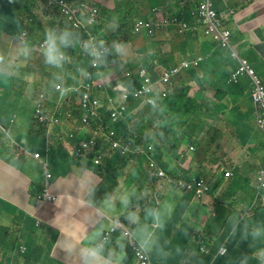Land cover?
<instances>
[{
  "label": "crops",
  "instance_id": "1",
  "mask_svg": "<svg viewBox=\"0 0 264 264\" xmlns=\"http://www.w3.org/2000/svg\"><path fill=\"white\" fill-rule=\"evenodd\" d=\"M101 1L108 8H114L116 2L122 0ZM199 1L179 0V5H177L175 0H168L165 6L168 7L174 2L176 7L184 8L188 3L197 4ZM143 6L140 3L139 11L144 12ZM213 7L217 12H223L225 8L235 11V20L227 26L231 32V44L239 56L245 59L254 70L263 71L264 84V0H214ZM135 9L138 12V0H135ZM1 13H6V9L1 10ZM0 20L13 21L15 25H18L14 19L9 17ZM3 26L0 23V33L5 30ZM166 34L164 44L161 46L153 44V51L171 52L172 60L175 62L190 57L201 59L200 66L192 69L190 75L186 76L182 72L180 78L172 81L171 92L178 94L182 88H189L190 97L198 103L197 115L201 124L196 130L195 141L201 142V137L207 139L208 132L212 131L213 135L208 146L209 165L204 164L199 167L192 158L193 154L183 151L182 148L193 146L191 142L181 146V160L171 162L166 158L160 159L164 165V171L173 178H184L186 175L197 176L207 172L215 175L220 174V170H227L235 171L245 179H251L258 167L264 165V157L256 154L258 141L264 139V136L258 134L254 128L255 120L249 100V85L244 80L235 88L226 84L230 73L235 69V63L230 65V69L221 68L220 73L214 69L209 71V65L213 66L221 61L222 53L209 64L213 52L207 49L203 51L200 46L201 42L197 39L179 44V39L174 38L171 31ZM171 40H174L176 44H168ZM17 43L18 41L8 34L0 36V52L5 54L10 63L15 64L19 72L18 77L9 79L14 81L13 89H8L9 84L6 86L9 80L6 83H0V130H2L0 135L12 130L16 136L14 143L0 141V202L8 207L6 225L11 230L18 231L11 234V237H18L17 248L3 252L1 263L78 264L77 260L66 258L57 244L63 236L53 222L58 213L63 210L62 206L56 202L40 205L36 201V195L45 182V173L39 161L33 157L35 154H40V142L37 139H28L34 119V101L30 96L32 84L27 79L30 69L24 62L25 59L18 55ZM144 53L148 52L141 47H136L134 51L130 47L123 68L133 66L135 73L138 59H141ZM224 54L227 56L225 52ZM32 61L30 60V63ZM115 64H119V59ZM149 64L150 62L147 63ZM169 66L173 64L169 63ZM47 70L51 73L54 71L53 69ZM143 108L145 110L141 111ZM131 110L128 120L137 113H142L154 125L160 120L159 114L149 108L138 109L134 104ZM82 131L77 122H65L61 128L55 130L61 133L73 132L81 138L90 137L89 132H85L83 136ZM45 148L49 150L52 157H55L52 163L54 171L48 162L51 174L49 191L57 197H67L63 201L64 204L69 201H79V211L73 219L81 225L84 235L90 234L101 226L105 231L108 230L116 217L118 221L121 220L122 214L127 209L122 208L117 202L116 210L113 213H107L102 210L101 202L106 194H119L127 191L133 194L130 208H133L140 218L141 225L151 226L152 224L146 216V210L161 205H170L172 208V213L166 218L164 228L162 230L158 227L152 228L159 238L160 246L171 255L168 258H162L153 253L150 257L151 264H204L206 256L204 259L198 258L195 252L196 247L202 243L207 244V251H212L214 248L217 252L220 245L214 238L218 237L223 229L218 231L217 225L210 227L209 224L219 211V202L227 197L225 192L222 196L220 195L227 182L224 181L225 185L219 188L221 190L218 192V189L213 188L210 176L207 181L211 185V194L199 200H193L189 195L169 186L164 180L151 177L149 173H146L141 160H134V164H131L117 156L107 155L101 162L98 174L97 170L90 167L89 162L76 160L71 156L72 142L62 144L51 138ZM42 158L48 161L47 157ZM82 164H86L95 174V192L91 197L87 190L76 183ZM112 173H116L118 179L113 178ZM250 187L252 188V185ZM244 189L247 191L246 188ZM236 191L238 190L234 192ZM93 201L95 206L90 207ZM241 206L232 208L230 213L225 215L227 216L225 218L227 229H230L231 224L239 221L238 213L235 214L233 210L235 208L239 210ZM35 218L39 221V226H35ZM240 225L244 227L242 223ZM125 228L131 232L137 228V225L129 224ZM20 234L23 237H19ZM120 235L121 231H116L111 235V247H116ZM81 243H86V241L81 240ZM20 246L26 248L25 253L19 252ZM260 247H264L261 240L258 244L251 241L247 246L245 245L246 251ZM178 250H183L187 256L185 257L183 253L178 254Z\"/></svg>",
  "mask_w": 264,
  "mask_h": 264
},
{
  "label": "clouds",
  "instance_id": "2",
  "mask_svg": "<svg viewBox=\"0 0 264 264\" xmlns=\"http://www.w3.org/2000/svg\"><path fill=\"white\" fill-rule=\"evenodd\" d=\"M41 1L44 2V5L48 8H58L60 10V20L65 19L68 26L64 25L61 27L59 25H52L47 27L38 46V52L43 59V64L47 67V69L54 70L52 72V79L49 81V86L51 89L59 92V94L56 100L51 102L46 95L38 92L37 90L34 91V93L38 94L36 97L33 98L31 93L30 96L34 101V122L45 128L47 142L51 138H54L57 142L62 144L72 142L73 148L71 156L76 160L89 162L90 167L97 170L98 173V169L101 167V162L109 149L115 154L125 156L129 153L130 145L127 144L126 141L118 139L117 135L115 138H112V141L117 142L120 146L127 149L125 154H121L118 149H114L112 147L111 142H103L105 134L102 138L100 135L102 133H100L99 130L101 127L98 129H94L92 127L91 122L94 119H97L101 124L103 123L97 114L101 101L99 98L94 97V95L105 97L111 104L110 118L113 124H117L119 120L125 123L132 112L131 109L134 104H136V108L138 109L146 107L155 113L163 115L166 108L162 104V100L169 94H175L174 92H171L172 81L175 78H180L182 72L186 76L190 75L192 69H197L200 66L199 64L201 63V59L190 57L188 59H181L175 62L172 60L173 55L171 52L164 53L161 51H153L152 45H163L164 37L167 35L166 32L168 31L173 33L174 38L179 39V44H184L191 39H196L195 37H191L190 39L188 36L195 33L197 30L195 27L189 26L182 21L178 22L173 18L176 15L172 14L168 7L165 6L168 0L156 1L157 6L151 8H149L147 4L142 3V0H138V12L136 11V16L131 19L132 29L127 44L114 40L111 46H108V43L102 39L101 33L108 38V36L112 33V30L115 31L119 26L118 17L106 19L103 22L105 30L101 31L100 34H93L92 30L96 27V22L99 17V9L90 7L88 4L78 3L76 5V2L72 4L67 0ZM92 1L102 3L105 7H107L101 0ZM213 2L214 0H200L197 3L196 7L199 12L201 6L205 4L208 5L206 22L205 19H203L201 24L206 26L205 32L207 36L211 40H214L213 42H216L220 49L229 52L230 56L232 52H235L239 56V53L231 44V32L227 28V26L235 20V11L230 8H225L223 12H217L213 7ZM9 3H15V0H9ZM140 3L144 5V12L139 11ZM161 4L162 6H160ZM220 33L228 34V47H222L221 39L215 36V34ZM35 36L38 37L39 34ZM28 37L27 32H24V34L18 32L14 36V38L18 41V55L23 57L25 60H32V58H34L33 53L37 51V46L29 42ZM168 44L174 45L176 43L174 40H171ZM130 47L133 51L136 47H141L148 52L144 53L141 59H138V67L136 68L135 73L133 66L123 68L127 61ZM69 48L73 50L78 49L75 58H88L89 71H87L86 68H78L76 75L68 77L65 68L66 65L71 63V57L67 51ZM164 54H170V58H168L167 63L162 66L161 57ZM110 55L115 56L114 60L111 62L108 60ZM239 58L244 60L249 68L254 71L245 59L240 56ZM118 59L119 64H115ZM148 62H150L149 65H147ZM169 63H172L173 66H169ZM100 69H105V72H102ZM237 69L238 63L236 64V68L230 73L226 84L233 87L240 83L243 78H246L250 88L249 100L250 102L254 101L252 95L255 87L248 77L240 76L238 77L236 83L231 82V77ZM93 75L97 76L96 80H92ZM254 75L257 78L255 71ZM18 76L19 72L15 64L10 63L6 59L5 54L0 52V83H6L9 79L16 78ZM69 78L76 80L80 84L75 82L74 87H71L67 84V80ZM27 79L31 82L32 76L29 74ZM87 79L90 81L89 83L84 82V80ZM132 79L136 80L137 85H134L131 82ZM260 86L262 87L261 82ZM262 89L264 92V87H262ZM140 92L142 93L139 94ZM70 94L76 95L74 105L83 113L77 121L73 119L69 108H67L66 99L70 96ZM85 97L88 99L87 103H84ZM95 101H97V105L93 106L92 103ZM49 104L52 105L48 108ZM251 106L254 117L258 116L261 113V109L263 110L264 108L262 105L256 103ZM37 110H39V114H37ZM143 110L145 109L143 108L141 111ZM137 114L142 115V113ZM39 117H45V121L40 122ZM256 121L257 120H255V123ZM34 122H32V124ZM65 122H77L83 130L82 135L85 136V132H89L90 137L81 138L76 136L73 132H55V130L57 128H61ZM255 130L258 134L264 136V130ZM153 135H158V133H153ZM15 139L16 136L12 130L3 132V134L0 135V141L6 143H14ZM205 140L207 139H203L202 141ZM90 142L94 143V146L90 150L83 151L81 155H76V147L78 143L89 144ZM191 142H193V146L182 149L183 151H188L194 155L196 152V144L198 143L195 141V136ZM191 142L185 143L190 144ZM262 142V139L258 141L256 154L264 157V153H262L263 148L260 147ZM181 146L177 152L176 159H170L162 155L161 152L158 151L159 147L157 145L150 144L143 148L141 153L149 160V165L144 166L146 173H149L150 176L155 179L164 180L169 186L175 187L180 192L189 195L193 200H199L204 196L210 195L212 189L210 182L207 180L211 176V180L213 181L216 174L211 175L207 172L197 176L186 175L184 178H173L167 175L166 172L156 163L157 161L161 162V158H166L171 162L181 160ZM96 150L99 152L95 157H92L91 154H93ZM193 155L192 158L194 162L197 163ZM33 157L35 160L39 161L41 169L45 173V182L40 192L36 195V201L40 205L54 204L56 202L61 205L63 209L60 213H58L57 218L53 223L56 227H58V230L63 236V239L57 241V244L61 251L64 252L66 258L75 259L78 261V264H123V260L126 256L127 245L131 247L135 258L134 263L136 264L141 263L136 256L135 248H137L138 252L142 256H147L148 264H151L150 257L153 253L161 256L162 258H168L171 255L160 246L159 238L156 232L152 230V228L157 227L161 230L164 228L166 218L172 213L170 205H161L160 207L146 210V216L152 221V224L151 226L141 225L140 218L136 212L133 211V208H130L133 196L132 193L123 191L119 194H106L101 202L102 210L107 213H113L116 210L118 202L122 208L127 210L129 208L132 210L127 212L125 218L128 220L129 224L137 225V228L134 231L129 232L125 228L127 225L121 220L118 221V217H116L114 218L112 226L108 230L105 231L104 227L101 226L96 228L90 234L84 235L81 225L73 219L79 211V201H69L67 204H64L63 201L67 199V197H57V195L51 194L49 191L51 174L49 173L48 161L43 159L40 154H35ZM204 160H206L205 157L200 159V162H204ZM207 160L209 161V158H207ZM130 163L134 164L133 161ZM92 169L88 168L86 164H82L76 178L77 185L81 186L84 190H87L90 197L93 196L95 192V174ZM263 170L264 165L261 167L259 166L256 174L251 179H248L250 185H252L251 189L253 197L249 205L246 206V208H242L243 210L238 212L239 221L230 225L229 230L232 235H236L244 239L251 237L253 241L260 240L261 237L264 236V232H262L259 227L249 230L247 225L243 228L240 225L246 217L252 216L253 210L258 208L260 202L264 206V184L261 185L258 183L259 173ZM232 173L237 172L220 170V174H223L225 182L231 178ZM241 178L244 177L241 176ZM46 194L53 197L54 201H47L45 199ZM89 206L94 207L95 202L93 201ZM35 226H39V221L36 218ZM116 231H121V235L117 241L116 247H111L110 238ZM81 240L86 241V243H81ZM127 240H129V242H126ZM25 251V247H19L20 253H25ZM221 252L223 254H221ZM180 253H183V250H178V254ZM209 253L210 250L207 251V244L202 243L199 246V254L203 256H210L208 255ZM183 255L186 257L187 253H183ZM223 255H227V248L220 245L215 257ZM250 259H256L259 264H264V247L256 249V251L252 254V257L242 254L237 259L236 264H249ZM0 264L2 263L0 262Z\"/></svg>",
  "mask_w": 264,
  "mask_h": 264
},
{
  "label": "trees",
  "instance_id": "3",
  "mask_svg": "<svg viewBox=\"0 0 264 264\" xmlns=\"http://www.w3.org/2000/svg\"><path fill=\"white\" fill-rule=\"evenodd\" d=\"M69 3L76 2V5L79 4H88L90 7H95L99 9V17L96 22V27L92 30L93 34H100L101 31L105 30L103 26V22L106 19H110L113 17H118L119 26L118 28L113 31L112 33L106 38L102 33V39H104L108 46H111L112 42L119 41L126 43L131 35V19L132 17L136 16V10L134 8L135 0H125L122 2H117L114 8H107L102 3L93 2L92 0H67ZM156 1L161 0H142V3L147 4L149 8L157 6ZM175 3L179 5V0H175ZM197 4L188 3L184 8L181 6H177L179 9L178 14L173 18L176 19L178 22H185L189 26H193L196 28V32L192 33L188 36L195 37L200 46L202 47L203 51L207 49V51L213 52L210 56V62H212L216 57L221 54V61L216 65H209V71L214 69L215 71L220 73L221 68H228L230 69V65L236 62L231 58L230 53L220 49L214 40H211L206 34V26L201 24L203 17L202 14L197 9ZM6 13H1V10H5ZM60 10L58 8H48L44 5V2L41 0H15V3H9V0H0V19H6L9 17L10 19H14L18 25H15L13 21H1L0 23L4 25V31L0 33V36L3 34H8L13 39L16 33H23L27 32L29 42H34V35H40L41 39L43 38V34L47 27H45L46 21L49 22L50 26L52 25H59L63 27L64 25L68 26V23L65 19L60 20L59 18ZM21 19V20H20ZM146 42V41H145ZM206 44H209L206 46ZM78 49L73 50L69 48L68 54L71 57V63L66 65L65 71L68 74V77H73L77 74L78 68H86L89 71V60L88 58H75L76 52ZM227 54V56L224 54ZM115 56L110 55L109 62L114 60ZM162 62L161 65L163 66L167 63L168 58H170V54L162 55ZM110 64V63H109ZM208 66V67H209ZM233 68V69H234ZM102 72H105V69H100ZM208 70V69H207ZM73 71V72H72ZM256 73L257 78L260 80L262 87L263 84V71L260 69L254 70ZM52 79V73L47 71L46 66H40L38 69V79L36 85L41 93L46 95L51 102L55 101L59 92L53 90L49 86V81ZM97 76L93 75L92 80H96ZM243 80L248 84V80L243 78ZM242 81V80H241ZM75 82L78 83L76 80L69 78L67 80V84L71 87H74ZM85 83H89L90 81L84 80ZM131 82L134 85H137L135 79H132ZM80 84V83H78ZM237 85L231 87L235 88ZM219 86V85H218ZM190 89L189 88H182L181 92L178 94H169L165 99L162 100V104L165 106L166 111L163 115L159 114L160 120L156 125L152 124L148 119H146L141 114H137L134 118L130 119L127 123H123L121 120L118 121L117 124H113L110 118L111 114V104L109 101L102 96L94 95L101 101L100 108L97 110V114L99 115L100 119L102 120V124L97 120L94 119L91 122V125L94 129H98L101 127L100 134L103 138L104 134L105 137L109 136L110 133H113V137L115 138L116 135L118 139L126 141L127 144L130 145L129 153L125 156H120L119 154H115L112 150L105 154L110 155L112 157L117 156L121 160H125L131 162L134 160H141L145 165H149L148 158L141 153V150L147 147L150 144L157 145L159 147L158 151L161 152L162 155L166 156L170 159L177 158V152L179 147L185 142H191L195 136L197 128L200 126L201 122L199 121V116L197 115L198 110V103L197 101L190 97L189 95ZM75 94H70V96L66 99L67 108H69L73 119L79 120L80 117L83 115L81 111H79L75 107ZM52 104L48 105V108ZM45 128L36 124L35 122L31 126V130L28 136V139H37L40 142V156L47 157L49 165L51 169L54 171L53 158L49 150L47 151L45 146L47 143L46 140V133ZM153 133H158V135H153ZM213 132H209L207 134V140L201 141L196 144V152L194 153L193 157L197 161L199 166L203 164H209L207 160L208 156V146L211 142V136ZM261 146L263 148L262 153H264V139H262ZM55 152V148H54ZM99 151H94L91 154L92 157H95ZM206 160L200 162V159L204 158ZM117 158V159H118ZM161 169L164 170V165L160 162H156ZM223 174H216L213 180V188L219 189L225 185ZM245 185V186H244ZM244 186V187H243ZM247 191H245V189ZM235 190H238L234 192ZM227 197L219 202V211L215 215L209 226H218V231H223L219 234L218 237L214 239L217 240L218 245H223L227 248V255L223 256H216V250L213 248L211 255L206 256V261L204 260V264H236L237 259L242 255L246 254L249 257H252V254L256 251L255 248L252 251H246L245 245L247 246L248 243L253 241L251 237L248 239H238L236 235H232L230 230L226 228V217L225 215L229 214L231 209L237 206H241L239 210L235 208L233 212L236 214L243 210L242 208H246L249 205L252 199V189L250 187V182L248 179L241 178L238 173H232L231 178L227 180L226 186L223 190ZM223 192V193H224ZM236 193V194H235ZM223 194H221L222 196ZM7 206H5L2 202H0V262L3 260V252L12 251L13 249L17 248L18 246V237H11L13 232H18L11 230L6 225V220L8 217ZM128 211H132L128 209L121 217V221L128 225L129 222L125 218ZM238 217V214H237ZM243 226L247 225L249 230L252 228L259 227L262 232H264V206L260 202L258 208L253 210V214L251 217H246L242 223ZM19 237H23L20 234ZM264 243V236L260 239ZM254 244H258L259 240L253 241ZM195 252L198 254V258H203L204 256L199 254V246L196 247ZM215 257V258H214ZM134 255L131 250V247L127 245L126 247V256L123 260L124 264H134ZM249 264H259L256 259H250Z\"/></svg>",
  "mask_w": 264,
  "mask_h": 264
},
{
  "label": "built area",
  "instance_id": "4",
  "mask_svg": "<svg viewBox=\"0 0 264 264\" xmlns=\"http://www.w3.org/2000/svg\"><path fill=\"white\" fill-rule=\"evenodd\" d=\"M207 9H208L207 4L201 6V8H200V13L202 14L203 19H205V22H206L207 15H208ZM215 36H217L221 39L222 47H228L229 39H228L227 33L215 34ZM231 57L233 58L234 61H236L238 63V69L234 73V75H232L231 82L236 83L238 77H240V76L248 77L252 81V83L255 87L252 98L254 99L256 104H260L264 107V102H263L264 92H263L262 87L260 86L259 80L254 75V71L251 68H249V66L246 64V62L244 60L240 59L239 56L235 52L231 53ZM141 93L142 92H140L139 94H141ZM87 102H88V99L85 97L84 103H87ZM92 105L96 106L97 101L93 102ZM263 112H264V108H263ZM39 113H40L39 110H37V114H39ZM39 120H40V122H44L45 117H39ZM260 129L264 130V120L260 122ZM112 137H113V133H110L109 136H106L104 138L103 142L104 143L111 142L112 147L114 149H118L121 154H125L127 152V149L120 146L117 142L112 141ZM93 146H94L93 142H90L89 144L78 143V145L76 147V149H77L76 155H81L83 153V151H88ZM258 183L261 185L264 184V170L259 173ZM45 199L47 201H54V198L47 195V194L45 195ZM203 248H204V246H203ZM135 252H136V256H137V258L141 264H148L147 256H142L138 252L137 248H135ZM221 254H223V253L221 252Z\"/></svg>",
  "mask_w": 264,
  "mask_h": 264
},
{
  "label": "rangeland",
  "instance_id": "5",
  "mask_svg": "<svg viewBox=\"0 0 264 264\" xmlns=\"http://www.w3.org/2000/svg\"><path fill=\"white\" fill-rule=\"evenodd\" d=\"M168 9H169V11L172 13V14H178V12H179V9L176 7V5H175V3L174 2H172V3H170L169 5H168ZM45 25V27H49L50 26V24H49V22H47L46 21V23L44 24ZM34 37V42H33V44H35L36 46H37V51L36 52H34V58H32V60H33V62L32 63H30V60H25L24 62L25 63H27L26 65H28V68L30 69V75L32 76V81H31V83L30 84H32L31 85V89H32V91H31V93H32V97L34 98V97H36L38 94H36V93H34V91H38V92H40L39 91V89H38V87H37V85H36V82H34V81H36L37 79H38V69L40 68V66H45L44 64H43V59H42V57L39 55V52H38V46H39V44H40V42H41V37H40V35L37 37V36H33ZM158 61V60H157ZM9 84V86H8V89H13L14 88V83H13V81H11V80H9L7 83H6V86ZM250 104L252 105V103L250 102ZM146 112V111H145ZM35 121V119H33V122ZM206 133V132H205ZM203 139H205L204 137H202L201 138V140H203ZM116 174V173H115ZM114 173H112L111 174V176L113 177V178H115V179H118V176H116ZM221 189H218V192L220 191ZM223 192L224 191H222L221 192V194H223ZM220 194V195H221ZM16 237V236H15Z\"/></svg>",
  "mask_w": 264,
  "mask_h": 264
},
{
  "label": "bare ground",
  "instance_id": "6",
  "mask_svg": "<svg viewBox=\"0 0 264 264\" xmlns=\"http://www.w3.org/2000/svg\"><path fill=\"white\" fill-rule=\"evenodd\" d=\"M251 103L254 104L255 102L251 101ZM254 120H257L256 123H254V128L260 129V122L264 120V112L262 109L261 113L258 116L254 117Z\"/></svg>",
  "mask_w": 264,
  "mask_h": 264
}]
</instances>
